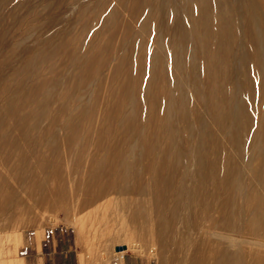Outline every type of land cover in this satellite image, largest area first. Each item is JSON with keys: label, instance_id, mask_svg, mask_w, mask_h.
Segmentation results:
<instances>
[{"label": "bare ground", "instance_id": "bare-ground-1", "mask_svg": "<svg viewBox=\"0 0 264 264\" xmlns=\"http://www.w3.org/2000/svg\"><path fill=\"white\" fill-rule=\"evenodd\" d=\"M238 1L244 2L245 5L247 18L244 17L243 20L248 19L246 24L247 37L242 40H240V36L243 27L240 25L241 10H237V6L240 4ZM178 2L185 5L188 10L179 9L177 7ZM134 3V6L131 4L132 14L138 17L136 19H138L143 31L157 35V41L155 42L157 45L144 39V37L138 36L134 38L136 51H134V56L133 58L131 57L132 59L129 62V72L118 96L119 102L113 105L106 101L103 108L102 117L100 118L101 122H109V124H107L106 128H101L103 132L102 135L100 132V140L96 143L88 159L90 163L89 180H86L85 176H81L77 186H74L75 188L71 184L67 185V181L70 180V168L67 169L66 167L65 155L59 154L54 164L50 161L49 163L46 161L47 156L45 155L47 145L44 144L42 149L39 150L40 152L38 151L37 160H32L31 165L29 164L34 170V173H31L32 176L30 175L33 178L34 185L30 188L32 191L25 193L23 187H26L24 185L26 183L23 182L26 176L21 174L14 177L12 170L13 166L15 167L18 151L22 149L23 145L27 144L26 142L32 136L33 130L28 128L18 131L14 123L11 124L9 122L10 124L6 128L4 127L5 129L0 128V213L11 212L13 217L12 225H29L34 221L35 217L42 218L47 211H63L62 213L69 217L71 211L76 209L74 207L75 203L80 202L78 201L80 197L72 205L71 203H66L65 198L67 199L68 197V199L71 198L69 200H72L76 194H85V200L83 199V203L80 202L81 209H90V206L103 200L102 204L99 205L100 207L97 206V209L107 211V207L113 203L114 195L109 197L111 193H115L119 197L130 193V195L134 194V196L138 195V197L134 198L132 196L133 198L131 197L132 199L130 198V200L126 196L116 197L117 204H120V207L132 206V209L135 210V220L138 222L139 219H142L145 222V231L140 234L134 229L135 233L132 232V235H138L145 240H149L152 238L154 231L153 218L151 216L154 213L152 211L156 214L159 210L161 211L163 204L160 197L163 196V190L167 186L172 185L171 181L174 178V174L176 175L177 173V177L180 180L178 183L180 191H177L180 194H198V203L196 205L198 207L195 209L196 220L193 224L197 236L193 247L191 246L193 252L189 251L191 253L185 256V262L187 264H223V260H225V264H241L236 255L233 256L236 254V249H233L232 246L235 242L234 239L231 240V238L215 230H226L228 232L235 230V227H237L235 218L242 212L249 216L248 232L254 235L258 233L264 237V193L261 191L264 182V170L260 166H252L249 171H246L241 166L242 161L249 162L251 159L252 152L246 150V147L251 143L250 140L253 137L257 139L255 150L264 162V85L261 84L264 76V0H135ZM100 6H103V4ZM162 13L165 18V26L159 25V17ZM106 18L108 19V17ZM180 18L181 21L179 20ZM135 33V29L129 26L117 49L110 52L116 53L119 57L113 71H111L115 81L114 86L116 82H119L123 70L122 67L124 66L122 48L127 39L133 38ZM188 35H194L200 44L199 74H197L199 70L197 73L195 72V68L198 67L194 65L192 59L194 54L190 50L191 48L188 47L190 42L188 41L189 37L187 39ZM238 44H242V60L246 67L244 83H242L243 85L239 91L237 89V87L239 88L237 81L229 77L228 73V70L234 66L233 50ZM106 46H109L108 38L96 44L94 48H84L80 60L84 57V59L94 63L88 75L93 76L97 71L109 65L111 58L109 54L107 57L98 59L100 52ZM239 67L240 64H237L235 70L239 69ZM181 71H186V75L184 74L185 76L183 75L182 77L180 75ZM76 77L78 78V76ZM56 81L57 78L54 83ZM47 85L49 84L42 82V93L39 92L46 97L49 91ZM72 85L74 84L72 83ZM191 89L193 90V95L189 98L202 100L203 105L211 115L212 121L218 126L220 131H233L234 145L232 148H228L223 143L209 144L210 139L216 137V133H206L208 121L205 120L203 115L201 116L200 111L197 112L198 110L192 107L191 103H189L190 105H184L183 102ZM52 93L54 94L53 91ZM85 94L86 91L83 88V90L77 89L76 91L72 89L68 95H63L65 98L61 97L63 99L61 113L67 120L73 114H78V124L91 126L97 119L87 118L83 114H86L89 109L98 104L99 99L95 97V100L92 99L93 101L85 100ZM111 95H113V91ZM237 96L241 98V106H237L234 102ZM126 100L130 104L129 111L123 110ZM195 106H197V103ZM21 111L23 112V108ZM52 121L54 122V120ZM95 130L98 129L95 128ZM116 130H120L121 135L117 134ZM95 132L97 133V131ZM98 134L96 137H99ZM51 136L53 137V135ZM27 146L29 147L30 145ZM84 146H82L78 154L79 159L84 151ZM24 151L26 152V150ZM213 153L214 156L212 155ZM18 158L17 163L20 161ZM70 162L71 160L67 165L70 166ZM23 163L21 162V164ZM209 163L216 166L215 168L219 171L223 182H230L231 184L227 196L224 199L216 196L213 202L205 198L206 191L204 193V190H202V193L196 192L193 185H186L185 182L186 178L192 174V165H197L196 171L202 178L207 173ZM135 164L138 165V168L135 167ZM17 165L19 169V164ZM29 170L31 169L29 168ZM47 170L48 175L46 174L47 176H45L44 171ZM29 173L27 172V174ZM135 174L145 176L146 180H143L137 186H132L130 179ZM26 182L28 183V181ZM247 182L253 183V189L249 192L245 204L241 205L237 196L243 193ZM22 183L24 185L23 189L21 188L24 191L23 193L19 191V186ZM220 187L222 188V185ZM146 195H150L152 200H148L145 197ZM190 204L192 205L191 202ZM123 211L125 213L124 209ZM185 211L187 210L185 209ZM175 212L177 211L175 210ZM101 213L99 216L102 217ZM181 216L183 217V211ZM108 220L110 219H107V223ZM165 220L167 219L165 218ZM83 225L82 227L85 226ZM141 225L144 226V224ZM107 226L109 227V224H106ZM261 230L262 232H260ZM172 232L174 233V231ZM10 239L11 237H8L7 240L9 241ZM152 240L154 239L152 238ZM177 251H179V248ZM246 252L249 254L248 257H250L249 260L247 259L248 262L246 264H264V253L253 250H246ZM84 257V254L81 253L80 260L84 261Z\"/></svg>", "mask_w": 264, "mask_h": 264}, {"label": "rangeland", "instance_id": "rangeland-1", "mask_svg": "<svg viewBox=\"0 0 264 264\" xmlns=\"http://www.w3.org/2000/svg\"><path fill=\"white\" fill-rule=\"evenodd\" d=\"M121 1L120 0H0V110H1L0 128L5 129L7 125H9L10 123L11 124L14 123L16 130L18 131H22L28 128H32L33 130L32 136L27 140L28 142L30 141L31 142L30 143L26 142L27 144L21 147L23 150L20 149L18 151L17 158L19 157L18 160L20 161L17 163V158H16V163L14 164L15 167L13 166V170H12L14 177H17L21 174L26 176L25 180L28 181L29 184L24 180L23 183H26L24 184L26 185V187L23 185V183L19 186V191H21L22 193L24 192L23 190H25V193L32 191L30 188L33 187L34 181L31 176L34 173V170L33 167L30 166L31 161L37 160L38 151L42 149L44 144L47 145L45 155L47 156L46 158L48 160L46 159V161L48 162L50 161L51 163L54 164L59 154L65 155L64 158H65L66 167L67 169L70 168L69 169L70 180L67 181V185L71 184V186L75 188L81 176L83 177L85 176V179L89 180L88 176L90 170V163L88 159L90 158V154L94 150L96 143H98V141L100 140L99 138L103 132L102 129L106 128L107 124H109V122L107 123L101 122L100 118L102 117V112L104 110L103 108L105 106L106 101L110 102L113 105H116L117 102H119L118 96L121 93L123 83L127 80L129 67H130L129 62L134 56L135 53L134 51H136V48L134 46V38L138 36L142 38L144 37V39L151 41L152 43L157 45L155 43L157 41V35L143 31L141 29L138 19H136L138 17L132 14L133 12L131 8L132 6H134L135 0H124V1L121 0ZM117 2L118 4L116 5ZM238 2L241 5L239 4L237 6ZM238 2L236 6L238 11L241 10L240 25L243 28L241 27L242 30H241L240 40H242V39H246L247 37L246 24L248 19L243 20L244 17L247 18L244 2L242 1L241 2L238 1ZM102 4L103 6H100ZM131 4L133 5L131 6ZM177 5H178L177 7L183 11L188 10L187 7L183 4H180V2H178ZM162 15H160L159 17L160 26L166 24L164 21L165 19L164 15L163 16ZM106 17H108V19ZM179 20L181 21V18ZM129 26H132L135 29L136 33L134 34L133 38L127 39L125 45L122 48L123 57H124L123 60L124 66L122 67L123 70L120 75V80L118 83L116 82V85L114 86L115 81L113 80V72L111 73V71H113L119 57L116 53L114 52L110 53V52L113 51L114 49L115 50L117 49V47L122 41L124 33L126 32ZM188 37H189L188 41H190L188 47L191 48L189 49L194 54L192 58L194 65L198 67L195 68V72L197 73V71L200 69L199 68L200 56H201L200 44L198 39L194 35H188L187 39ZM107 38H108L109 46H106L107 48L105 47L104 49H102L98 59L110 55L111 58L109 57L110 58L109 65L97 71L93 76H90L88 74L89 71L92 70L94 63H91V61L89 62L88 59H84V57L80 60L84 48L85 47L94 48L96 44L100 43L101 41H105V39ZM194 46H196L197 48ZM233 52L234 55L232 58L235 60V63L234 66H232L228 70V73H229V77L234 78L235 81H237L239 86V88L237 87V89L239 91V89L243 85L242 83H244V79H245L244 77L246 72V67L244 66L242 60L243 59L242 44L236 45L234 47ZM125 62L127 63V65ZM237 64H240V67L239 69L235 70ZM199 72L200 70L198 71L197 74H199ZM184 74L186 75V71H181L180 75L182 77ZM76 76H78V78ZM56 78L57 81L56 83H54ZM42 82H46L47 84H49L47 85V87H49L47 97L40 94L42 93L41 92ZM72 83L74 85H72ZM261 84L264 85V76ZM83 88H85L86 91V94L84 96L85 100L93 101L95 100V97L99 99L97 102L98 104H96L93 108L89 109V111H87L86 114H83L87 118L97 119V121L91 124V126L87 124H81V125L78 124V120H79L78 114H73L74 116L72 115V117L67 120V118L64 117L61 113V108H62L61 106L63 104L62 98H65V96L68 95L72 89L76 91L77 89L83 90ZM110 89L111 91H109ZM52 91L54 92V94L52 93ZM112 91H113V95H111ZM63 95L65 96L63 97ZM191 95H193L192 89L187 93L186 96L187 98H185L186 100L183 101L184 105L187 104L190 105L189 103H191L193 105L192 107H194L195 110H198L197 112L200 111L199 113L201 114V116L203 115V117H205V120L208 121V125L206 127V133H210V132L216 133V137L211 138L209 144L215 145L217 143H223L228 148H232L234 145V140L232 138L233 131L232 130L220 131L218 126L212 121L211 115L203 105L202 100L199 99L200 100L199 101L197 98L191 99L189 98L191 97ZM234 102L237 106H241L240 96H237ZM196 103L197 106H195ZM22 108H23V112L21 111ZM129 109H130V104L129 101L127 102L126 100L123 106V110L129 111ZM30 113L32 116L30 115ZM14 116H16L17 118ZM51 120H54V122L53 121L51 122ZM24 121H26L27 124L26 122L24 123ZM58 128L60 131L58 130ZM95 128L98 130H95ZM95 131H97V133ZM116 131L117 134L121 135L120 130H116ZM40 132L42 133L41 135ZM97 134L99 135V137L98 136L96 137ZM51 135H53V137ZM251 139H252L250 140L251 143H249V145H247L246 147L247 148L246 150H250L252 152L251 159L249 162L242 161L241 166L246 171H249L250 167L252 166H260L264 170V164H263L264 162L261 160L260 156L257 154L255 150L257 139H255L254 137ZM27 145L30 146L28 147ZM83 145H85L84 146L85 148L79 159L78 154L80 153V150ZM24 150H26V152ZM18 155H20L21 157ZM212 155L214 156V153ZM70 160H71L70 162L71 165L69 166L67 164H69ZM23 161H25L26 163L25 162L23 163ZM21 162L23 164H21ZM17 164H19V169L17 168L18 167ZM28 166L31 169L29 171H28L29 169ZM137 166L138 165L135 164L136 168H138ZM135 167L134 169H136ZM215 167H216L215 165L209 163L207 166L206 175L200 178V175L196 171L197 165L194 164L192 165L193 168L191 174L192 176L190 175L185 180L186 185L188 184H190L191 186L193 185V188L196 192L199 191V193H202V190H204L203 191L204 193L206 191L205 198L210 202H213L216 196H219V198L221 197L224 199V197L227 196V192L231 188L230 182L222 181L223 179L219 174V171ZM18 170L20 173L18 172ZM27 172L30 173L27 174ZM46 174L48 175V170L44 171L45 176H47ZM140 176L141 175L135 174V176H133L130 179V184H132V186H137L143 180H146L145 176H141V177ZM177 178L178 177L176 173V175L174 174V178L171 181L172 185L167 186L163 190L164 192L163 196L160 197V200L163 204L161 211L159 210L157 214L154 211H152V213H154L151 215L153 218L152 222L154 227L152 238L154 240H152V238H150L149 240H145L139 237L138 235L137 236L132 235L134 229L138 233L142 234V232L145 231V222L142 219H139L138 222L137 220H135V210L132 209L131 205L120 207L121 205L117 204L118 203L117 199H115L116 197L118 198L119 196L115 193H111L109 195V197L114 195L113 196L114 198L112 197L113 203L111 204V206L107 207V211L106 210L100 211L99 208L97 209V206L101 205L103 200H100L99 203L96 202L95 204L90 206L89 207L90 209L88 208L81 209L80 202L83 203V201L85 200V194L82 193L83 197L82 194H76V196H74L72 200H69L71 198L68 199V197L67 199L65 198L66 200L65 202L68 204L71 203L72 205V203L73 202L75 203L80 197L78 200L80 202H76L75 205L73 204L76 209L74 211H71V215H69V217H66L64 213H62L63 211H59V212L47 211L48 213L47 212L44 213L42 218L35 217L34 221L29 225L14 224L15 225L14 226L11 224V222H13V217L11 212L0 213V264H22L18 256V249L19 246L21 245L22 231L26 232L33 229H41V228H46L48 226H56V225H64L70 230L71 238L74 241V246H75L74 253L76 254L77 251L83 253L85 256L83 262H86L87 264L88 263L101 264L102 262L106 261L113 255H116L117 257H121L122 255L126 253L128 254L129 252H136V253L142 252L144 254L153 256L157 261V264H187L184 258L186 255H189L191 252H193L192 247L197 236L196 229L193 224L195 223L196 220L195 209L196 207H198L196 206L198 203L197 202L198 194L197 195L196 193H194V195L188 193L180 194V192H178L180 191V186L178 185L180 180L179 178L178 179ZM27 184L29 185V187ZM221 185L222 188L220 187ZM169 187L170 189H168ZM198 187L201 189H199ZM175 188L176 190H174ZM252 189H253V183L247 182L243 189V193L238 194L237 196L239 204L241 205L245 204V200L247 199V196L249 195V192L252 191ZM261 191L264 193V182H263V186L261 187ZM123 196L124 197L126 196V198L129 197L128 200H130L132 196L134 198L138 197V195L134 196V194L130 195V193L124 194ZM145 197L148 198V200L150 201L152 200L150 195H146ZM190 202L192 203V205L190 204ZM173 203L175 204L173 205ZM171 208L175 209L177 212H175V210H172ZM183 208H185L187 211H185V209ZM123 209L125 210V213ZM181 210L183 211V217L181 216L182 215ZM96 211L98 212L96 213ZM99 211L100 213L103 212L101 213V215H103L102 217L99 216L100 215ZM174 214L177 215L179 214L178 215L179 217ZM165 218L167 220H165ZM107 219H110L108 220V223L106 222ZM158 219L160 220L158 221ZM248 219L249 216L248 215L246 216V214L241 212L235 218V221L237 223V227H235V230H231L230 232L219 229L215 230L220 234H223L226 237L231 238V240L234 239L235 242L234 245L232 246L233 249L234 248L236 249L235 251L236 254H234L233 256L236 255L238 260L241 261V264H246L248 262L247 259L248 260L250 259V257H248L249 254L248 252H246V250L247 251L253 250L259 253H264V237L258 233L254 235L248 232L247 230V225L249 223ZM83 223L85 226L83 225ZM165 223L167 224V226ZM187 223L189 224L187 225ZM106 224L107 225L109 224V227L107 226L108 228L106 227ZM141 224H144V226ZM82 225L84 227H82ZM188 227L191 230L193 228V230L191 231ZM187 229L189 230L187 231ZM172 231H174L175 234ZM129 232L130 234H128ZM260 232H262V230ZM8 237H11L9 241L7 240ZM178 237H180V239H178ZM136 243H138L140 247H134L133 245ZM122 244H126L127 249L120 251L116 250V246ZM237 246H241V247H237ZM178 248L179 251H177ZM223 261H224L223 264H225V260Z\"/></svg>", "mask_w": 264, "mask_h": 264}, {"label": "crops", "instance_id": "crops-1", "mask_svg": "<svg viewBox=\"0 0 264 264\" xmlns=\"http://www.w3.org/2000/svg\"><path fill=\"white\" fill-rule=\"evenodd\" d=\"M72 241L70 230L64 225L22 231L18 256L22 264H87L80 260V251L74 253ZM101 264H157V261L142 252H129L121 257L113 255Z\"/></svg>", "mask_w": 264, "mask_h": 264}, {"label": "water", "instance_id": "water-1", "mask_svg": "<svg viewBox=\"0 0 264 264\" xmlns=\"http://www.w3.org/2000/svg\"><path fill=\"white\" fill-rule=\"evenodd\" d=\"M134 247H140V245L138 243L133 245ZM127 249V245L126 244H122V245H117L116 246V250L120 251V250H124Z\"/></svg>", "mask_w": 264, "mask_h": 264}]
</instances>
